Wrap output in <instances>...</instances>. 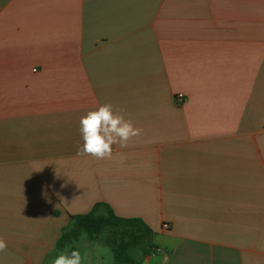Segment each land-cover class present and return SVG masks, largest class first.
Wrapping results in <instances>:
<instances>
[{
    "label": "crops",
    "instance_id": "crops-1",
    "mask_svg": "<svg viewBox=\"0 0 264 264\" xmlns=\"http://www.w3.org/2000/svg\"><path fill=\"white\" fill-rule=\"evenodd\" d=\"M105 103L143 134L77 155ZM98 203L154 231L144 264H264V0H0V264Z\"/></svg>",
    "mask_w": 264,
    "mask_h": 264
},
{
    "label": "trees",
    "instance_id": "trees-1",
    "mask_svg": "<svg viewBox=\"0 0 264 264\" xmlns=\"http://www.w3.org/2000/svg\"><path fill=\"white\" fill-rule=\"evenodd\" d=\"M83 235L90 242L108 245L115 264H144L160 251L153 241L154 231L142 219L117 216L104 203L96 204L89 213L71 215L56 242V250L62 251Z\"/></svg>",
    "mask_w": 264,
    "mask_h": 264
},
{
    "label": "clouds",
    "instance_id": "clouds-1",
    "mask_svg": "<svg viewBox=\"0 0 264 264\" xmlns=\"http://www.w3.org/2000/svg\"><path fill=\"white\" fill-rule=\"evenodd\" d=\"M80 133L83 144L78 148L77 155H87L97 160H112L113 145L127 147L133 138L143 134V129L126 119L121 109L105 103L81 117ZM123 162V158L118 161L120 164ZM6 248V241L0 238V252ZM83 259L79 250H73L70 254L60 253L55 256L52 264H82Z\"/></svg>",
    "mask_w": 264,
    "mask_h": 264
},
{
    "label": "rangeland",
    "instance_id": "rangeland-1",
    "mask_svg": "<svg viewBox=\"0 0 264 264\" xmlns=\"http://www.w3.org/2000/svg\"><path fill=\"white\" fill-rule=\"evenodd\" d=\"M73 250H79L84 258L82 264H115L112 249L102 242H90L83 235L78 242L67 245L62 251L55 250L42 264H52V260L60 253L70 254Z\"/></svg>",
    "mask_w": 264,
    "mask_h": 264
},
{
    "label": "built area",
    "instance_id": "built-area-1",
    "mask_svg": "<svg viewBox=\"0 0 264 264\" xmlns=\"http://www.w3.org/2000/svg\"><path fill=\"white\" fill-rule=\"evenodd\" d=\"M178 103H182L184 101V97L182 95L178 96ZM164 228H167V225H164Z\"/></svg>",
    "mask_w": 264,
    "mask_h": 264
}]
</instances>
